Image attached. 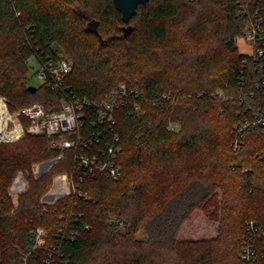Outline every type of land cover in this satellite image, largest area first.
Segmentation results:
<instances>
[{
	"label": "trees",
	"instance_id": "trees-1",
	"mask_svg": "<svg viewBox=\"0 0 264 264\" xmlns=\"http://www.w3.org/2000/svg\"><path fill=\"white\" fill-rule=\"evenodd\" d=\"M257 11L264 0H149L126 23L114 0H0L10 110L87 98L68 136L96 147L117 134L123 168L117 179L84 175L78 150L46 134L0 144V264H264L240 256L247 220L264 223V124L233 145L236 124L264 115V64L237 44ZM60 55L73 62L64 83L31 91L28 60ZM122 83L110 129L100 111ZM196 209L216 234L179 239Z\"/></svg>",
	"mask_w": 264,
	"mask_h": 264
},
{
	"label": "built area",
	"instance_id": "built-area-1",
	"mask_svg": "<svg viewBox=\"0 0 264 264\" xmlns=\"http://www.w3.org/2000/svg\"><path fill=\"white\" fill-rule=\"evenodd\" d=\"M255 17L247 22L244 37L250 42L251 51L248 52L257 65L264 64V16L256 12ZM262 41L261 44L259 42ZM73 62L67 55H60L58 58H47L40 63L37 70L41 84H47L51 88H57L64 83L65 77L72 70ZM264 85V79L257 86ZM221 93V92H220ZM127 95V87L124 83L119 85L113 96L104 102L100 111L99 119L102 126L112 129L115 123V111L120 101ZM87 98L63 97L60 101V108L47 111L42 102L19 107L11 111L8 98L0 94V118L3 121L0 126V144L12 143L20 140L26 133L46 134L56 138H64V141L54 140L53 147L66 149L74 148L77 151L75 161L79 170H83L84 175H105L113 179L121 177L123 168L119 162L120 146L116 145L118 136L115 134L112 141H108L101 146L91 147L92 141L86 140L81 135L77 138L68 136L69 133L78 131L82 126L81 116L84 106L89 104ZM24 117L28 123L25 126L21 121ZM264 124V115L260 112L254 113L252 119H246L234 127L233 145L235 149L240 148L242 137L251 127ZM169 130L175 129V124H168ZM96 141H99L98 139ZM84 175L80 176V181ZM70 186L72 181L68 180ZM74 186V184H73ZM42 234L37 235L36 245H40ZM241 259L246 262H253L264 259V223L256 219H249L245 225V234L240 252Z\"/></svg>",
	"mask_w": 264,
	"mask_h": 264
},
{
	"label": "rangeland",
	"instance_id": "rangeland-1",
	"mask_svg": "<svg viewBox=\"0 0 264 264\" xmlns=\"http://www.w3.org/2000/svg\"><path fill=\"white\" fill-rule=\"evenodd\" d=\"M237 44H238L240 51L245 52V53L246 52L248 53L251 51L250 42L245 37H239L237 40ZM67 56H69V55H67ZM28 64L30 66V71L28 73V83H29V85L39 86L41 84V81L38 78L37 70L40 67V63L37 60V58L35 56H33L28 60ZM220 90L224 92V90H222V88H220ZM54 140H59V141L63 140L64 141V138L59 137V138H56ZM53 141L51 142L52 146H53ZM59 156L62 157V154H60ZM52 160H55V161H53L48 166V168H50L52 165H54L57 162L56 158H53V159L48 160V161H52ZM44 162H46V161H44ZM41 167L43 169H45L46 165L41 166ZM34 172H35L36 176H39L37 173V169H35ZM65 174H67V173H65ZM64 179H66V177H64ZM54 180H55V178H54ZM57 198H54L53 195H49V193H48L42 197V200L47 201V202H53ZM217 229H218V222L212 221L208 217H206V215L204 214V212L201 209H196L193 212L192 216L183 223V225L179 231L178 237H179V239L210 238L216 234ZM42 236L43 237L41 238V240H44L45 237L47 236V232L44 231L42 233ZM139 236L140 237L144 236V232L142 230L140 231Z\"/></svg>",
	"mask_w": 264,
	"mask_h": 264
},
{
	"label": "water",
	"instance_id": "water-1",
	"mask_svg": "<svg viewBox=\"0 0 264 264\" xmlns=\"http://www.w3.org/2000/svg\"><path fill=\"white\" fill-rule=\"evenodd\" d=\"M149 0H114L117 9L122 13L124 22L129 23L131 18L136 14L137 8L140 4H147ZM35 92L37 86L30 85L28 87Z\"/></svg>",
	"mask_w": 264,
	"mask_h": 264
},
{
	"label": "bare ground",
	"instance_id": "bare-ground-1",
	"mask_svg": "<svg viewBox=\"0 0 264 264\" xmlns=\"http://www.w3.org/2000/svg\"><path fill=\"white\" fill-rule=\"evenodd\" d=\"M2 124H3V121H2L1 118H0V126H2Z\"/></svg>",
	"mask_w": 264,
	"mask_h": 264
}]
</instances>
